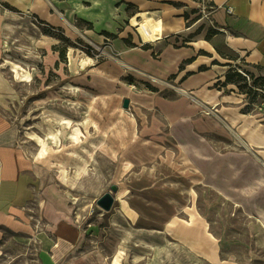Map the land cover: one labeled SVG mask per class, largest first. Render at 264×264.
Wrapping results in <instances>:
<instances>
[{
  "label": "rangeland",
  "instance_id": "1",
  "mask_svg": "<svg viewBox=\"0 0 264 264\" xmlns=\"http://www.w3.org/2000/svg\"><path fill=\"white\" fill-rule=\"evenodd\" d=\"M96 27L98 36L93 23L74 18L33 46L0 40V74L13 88L0 109L88 228L79 255L97 264H112L120 250L123 264H264V79L231 71L227 80L230 67L220 64L224 73L187 88L186 73L128 63L102 34L105 23ZM11 61L31 79L17 78ZM113 185L105 211L97 200ZM32 238L4 231L0 264H38Z\"/></svg>",
  "mask_w": 264,
  "mask_h": 264
},
{
  "label": "crops",
  "instance_id": "2",
  "mask_svg": "<svg viewBox=\"0 0 264 264\" xmlns=\"http://www.w3.org/2000/svg\"><path fill=\"white\" fill-rule=\"evenodd\" d=\"M208 1L214 5L209 21L198 15L197 0H103L105 8L96 0H0V40L33 46L44 35L40 24L68 29L72 20L79 18L93 23L96 36V26L104 22L105 28L101 30L117 36L111 43L124 60L138 69H155L158 75L192 72L183 82L187 88L201 87L224 73L220 64L228 68L239 65L261 76L264 0ZM128 3L134 5L130 10ZM228 7L233 11L229 12ZM82 9H91L93 14L81 15ZM110 9L116 14H111ZM146 18L160 19L163 24V37L153 44L158 51L156 58L151 49L135 44L132 47L125 42L133 33V42L137 39L143 46L134 27ZM178 41H184L185 46ZM190 58L194 61L185 62ZM202 66L208 69L200 71ZM2 91L0 76V94ZM33 217L41 222L42 228L33 227ZM261 225L264 228V221ZM87 230L75 219L67 196L43 179L20 143L17 125L0 109V239L4 231L19 238L33 236L31 244L37 251L38 264H97L89 256L79 255ZM123 260L122 256L121 264Z\"/></svg>",
  "mask_w": 264,
  "mask_h": 264
},
{
  "label": "bare ground",
  "instance_id": "3",
  "mask_svg": "<svg viewBox=\"0 0 264 264\" xmlns=\"http://www.w3.org/2000/svg\"><path fill=\"white\" fill-rule=\"evenodd\" d=\"M96 3L101 5L103 8H105L103 0H96ZM110 13L113 15L116 14L114 9H110ZM162 29H163L162 22L155 21V19H152V18L151 19L146 18L139 27V30H140L144 40L155 41V42H157V39H160L163 37V32H162L163 30ZM88 58L89 57L83 58L82 61L86 62ZM89 59L92 61L91 58H89ZM10 65L12 66V69L14 70L17 78H19L20 80H25V81L31 79L32 73L30 70L26 69L25 67H23L22 65H20L16 62L11 61ZM0 76H1V84H2L3 91H6V90L12 91L13 88L10 85V83L7 81V79L4 76H2L1 74H0ZM3 91L0 94V105L7 108L8 102L6 101V97L2 94ZM67 123L70 124L71 121L68 120ZM79 132L80 131L78 128H76L74 130V133H73V139L74 140L78 139ZM122 255H123V252H122V250H120L115 256L114 264H121Z\"/></svg>",
  "mask_w": 264,
  "mask_h": 264
},
{
  "label": "trees",
  "instance_id": "4",
  "mask_svg": "<svg viewBox=\"0 0 264 264\" xmlns=\"http://www.w3.org/2000/svg\"><path fill=\"white\" fill-rule=\"evenodd\" d=\"M129 4V6H128V9L130 10V9H132L133 7H134V5L132 4V3H128ZM212 4V6H214L213 5V3H211ZM6 7H8V8H10L11 10H14V11H16V9L15 8H13V7H11V6H6ZM44 27L45 28H43V32H45V33H47V34H51V33H55L54 31H55V29H57L56 27H54V26H51V25H44ZM211 32V31H210ZM209 32V33H210ZM102 34L103 35H105V36H107V37H111V38H116L117 36L115 35V34H112V33H109V32H107V31H102ZM125 42L129 45V46H132V47H134L135 45L134 44H132L131 43V41H130V39L128 38V39H125ZM149 44H144L142 47H144V49H150L151 47H149L148 46ZM60 56H62L63 55V58L65 59V56H66V53L64 52V53H62V52H60ZM192 61H194V58H190V59H188V60H186L185 62H187V63H190V62H192ZM183 69V65H181L180 66V71ZM206 69H208V68H206L205 66H202L201 68H200V71H204V70H206ZM239 69H243L248 75L249 74H251L250 72H248V71H246L242 66H239V65H237L236 67H234V66H231L230 67V70H229V72H227V74H226V79L227 80H232V78H233V76L235 75V74H232L231 73V71H233L234 73H237L238 75H240V72H239ZM193 73L192 72H189V73H187V76L189 75H192ZM252 75V77L253 76H255L254 74H251ZM186 76V77H187ZM186 77L184 78V79H186ZM260 79H264V77H257V80H260Z\"/></svg>",
  "mask_w": 264,
  "mask_h": 264
},
{
  "label": "water",
  "instance_id": "5",
  "mask_svg": "<svg viewBox=\"0 0 264 264\" xmlns=\"http://www.w3.org/2000/svg\"><path fill=\"white\" fill-rule=\"evenodd\" d=\"M130 105V99L126 98L124 100L123 106L125 108H128ZM118 191V186L117 185H113L111 187V191H108L106 193H104L98 200H97V204L99 206H101L105 211H110L115 203V196L113 194V192H117Z\"/></svg>",
  "mask_w": 264,
  "mask_h": 264
},
{
  "label": "built area",
  "instance_id": "6",
  "mask_svg": "<svg viewBox=\"0 0 264 264\" xmlns=\"http://www.w3.org/2000/svg\"><path fill=\"white\" fill-rule=\"evenodd\" d=\"M200 3H201L200 4L201 9H199V12L202 10V13H203L204 17H206L207 19L210 20V17H211L212 11H213L212 4L208 0H202ZM228 10H229V12H232L233 11L231 7H228ZM155 21L162 22L160 19H156ZM141 24H142V22L139 23V25L136 27V32H137V34L140 37L141 43L144 45V44H149V43L155 42V41H149V40L147 41V40H144V38H143V36H142V34H141L140 30H139V27H140ZM158 40L159 39H157V41ZM239 71L242 72L243 74H245L246 76L250 77L246 72H244L243 69H239Z\"/></svg>",
  "mask_w": 264,
  "mask_h": 264
}]
</instances>
